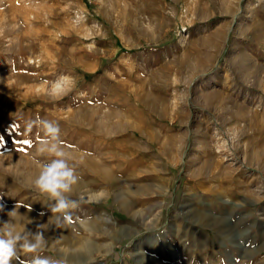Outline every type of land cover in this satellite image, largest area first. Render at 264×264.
<instances>
[{
    "label": "rangeland",
    "instance_id": "374dc122",
    "mask_svg": "<svg viewBox=\"0 0 264 264\" xmlns=\"http://www.w3.org/2000/svg\"><path fill=\"white\" fill-rule=\"evenodd\" d=\"M2 13L47 48L39 63L17 55L16 36L0 42V220L19 203L34 216L24 229L55 223V201L12 171L20 156L50 161L27 130L39 117L73 146L80 206L64 228L70 246L38 255L247 264L240 250L258 249L264 264V0H1Z\"/></svg>",
    "mask_w": 264,
    "mask_h": 264
},
{
    "label": "clouds",
    "instance_id": "9594fccd",
    "mask_svg": "<svg viewBox=\"0 0 264 264\" xmlns=\"http://www.w3.org/2000/svg\"><path fill=\"white\" fill-rule=\"evenodd\" d=\"M33 127L43 131L42 137L39 131L37 132L36 155L51 157L49 162L40 167L34 187L41 194H45L49 200L55 201L48 207L52 216L55 217V225L62 227L64 223L73 222V212L80 206V200L72 199L70 195L73 192V187L80 180L75 163H70L73 161V156L66 150L73 146L67 145L61 139L60 127L56 121L38 117L27 124L29 132ZM95 195L97 196L96 202H98L105 193L100 191ZM81 199L84 198L81 197ZM87 202H93L91 196L87 198ZM19 207L21 204L17 203L15 208L7 211V215L10 217L8 221L0 220V264H14L16 261H19V264H66L64 260L51 259L37 254L49 247L48 240L42 230V225H38L36 231L27 228L17 229L12 221L20 215ZM27 207L30 210V206ZM5 210V204L0 203V212ZM22 253L34 255L30 260H21ZM220 264H227V262L221 258Z\"/></svg>",
    "mask_w": 264,
    "mask_h": 264
},
{
    "label": "bare ground",
    "instance_id": "6f19581e",
    "mask_svg": "<svg viewBox=\"0 0 264 264\" xmlns=\"http://www.w3.org/2000/svg\"><path fill=\"white\" fill-rule=\"evenodd\" d=\"M1 1V0H0ZM22 1V0H21ZM30 0H28V2H29ZM3 2V1H2ZM18 3V2H17ZM31 3V2H30ZM34 3H36V2H34ZM25 4H27V2L25 1ZM29 5L27 4V7H28ZM35 6V5H34ZM33 6V7H34ZM15 7V6H14ZM27 7H23L24 9H23V12L25 11L26 13H23L24 14V16H25V20L26 21H28L27 23H30V24H35L34 23V19H35V17H36V14L35 13H32V12H30L31 11V9H33V8H31V7H29V8H27ZM31 8V9H30ZM14 10V9H13ZM28 10V11H27ZM30 10V11H29ZM34 10V9H33ZM14 12V11H13ZM18 12V11H17ZM35 12V11H34ZM37 12H38V10H37ZM9 14V13H8ZM13 14V18L11 17V18H9L8 17V15H6L5 13H2V14H0V42H2V41H4V37H11V36H16L17 37V42H16V47L18 48V50H17V55L18 56H20L21 58H26L27 56H29V54L32 52V54H33V57L31 56L30 57V60H34V61H36V59L38 60V62L39 63H43L44 62V60H45V58H46V56L43 54V51H46V45L42 42V41H40V38L39 37H36V35H31V36H25V35H23L22 33H19L20 31H19V29L17 28L16 29V22H17V20L18 19H16V17H17V15H15L14 16V13H12ZM26 14V15H25ZM31 14H33V16L31 15ZM40 15V14H39ZM38 15V16H39ZM46 15V14H45ZM24 16H22V17H24ZM32 16V17H31ZM40 17V16H39ZM18 18V17H17ZM9 19H11V21L9 20ZM23 19V18H22ZM14 21H15V23H14ZM19 21V20H18ZM24 22V21H23ZM36 22V21H35ZM20 25V24H19ZM21 26V25H20ZM23 27H24V25H23ZM262 27V26H261ZM24 29V28H23ZM29 29V28H28ZM61 30H63V29H61ZM13 33H15L14 35H12ZM40 33V32H39ZM38 35H40V34H38ZM37 35V36H38ZM221 36V35H220ZM257 36H259V35H257ZM219 37V36H218ZM14 39V38H13ZM12 40V39H11ZM262 40V39H261ZM40 41V42H39ZM48 46V45H47ZM14 55H15V53H14ZM19 58V57H18ZM20 58V59H21ZM24 65V64H23ZM19 66V65H18ZM21 66V65H20ZM31 65H28L27 67L26 66H24V68H29ZM20 69V68H19ZM18 80V79H17ZM25 80H27V79H25ZM30 80V79H29ZM23 81H24V79H23ZM21 82V81H20ZM66 83V82H65ZM37 85V84H36ZM41 85V84H40ZM38 86V85H37ZM42 87H41V89H43V90H46L45 89V86L44 85H41ZM33 87V86H32ZM36 90H37V88H36ZM27 91H29L28 89H27ZM29 93V92H28ZM27 94V93H26ZM30 95V94H29ZM39 95H41V94H39ZM42 95H44V92L42 93ZM58 96V95H57ZM232 100V99H231ZM31 101V100H30ZM157 110V109H156ZM86 111H88V110H86ZM73 114H75V113H72V115H71V117L73 116ZM79 115H81L80 113H79ZM79 115H77V116H79ZM108 115V114H107ZM72 118H74V116L72 117ZM83 118V117H82ZM80 119V118H79ZM102 119H103V117H102ZM77 120V119H76ZM99 120V119H98ZM102 122V121H101ZM134 124V123H133ZM117 126V125H116ZM111 127V126H110ZM135 127V126H134ZM137 127V126H136ZM114 128V127H113ZM112 128V129H113ZM116 128H119L118 126L116 127ZM122 128V127H121ZM124 128V127H123ZM109 132H110V130H108ZM107 131V132H108ZM124 130H122V132H123ZM112 133H114V132H112ZM119 133V132H118ZM115 134V133H114ZM174 140V137L173 136H171L170 138H169V141H173ZM177 140V139H176ZM168 145V144H167ZM166 145V146H167ZM163 145H161V147H162ZM163 148V147H162ZM169 148V147H168ZM167 148V149H168ZM166 148H164V154L166 153L165 151L167 150ZM166 157L168 156V154L167 155H165ZM21 157V156H20ZM18 158V161H19V163H18V166H17V168H15L14 170H12L13 171V175H14V177L15 178H18L19 179V181L21 182V183H25V184H29V183H31V181H35V179L38 177V175H39V172H40V167H41V165H38V166H35L36 164H34V163H36V162H34V163H32L33 161L32 160H30L29 158H27V156L25 157H23V158ZM169 160L170 161H173V160H171L170 159V157H169ZM15 161H17V160H15ZM32 161V162H31ZM97 168V167H96ZM99 168V167H98ZM211 168V167H210ZM11 171V172H12ZM200 171V170H199ZM202 171V170H201ZM216 171V170H215ZM103 172V171H102ZM105 173V172H104ZM201 173V172H200ZM213 173V172H212ZM102 176V175H101ZM32 184V183H31ZM76 186V185H75ZM73 187V190H75L76 189V187ZM87 196H89V195H87ZM93 196H94V194H93ZM96 199V198H95ZM237 207V206H236ZM18 212L20 213V215L15 219V220H13L12 222L16 225V227H17V229L18 230H22V229H24V222H26V221H24L25 220V218L27 219V220H30L29 218H31V216H29V213H27V211L24 209V208H22V207H19L18 208ZM186 214V213H185ZM196 214V213H195ZM197 215V214H196ZM33 217L34 216H32V218H31V220L33 219ZM37 218V217H36ZM104 218H106V220H110V216H104ZM191 219V218H190ZM50 220H52V219H50ZM53 221V220H52ZM51 221V222H52ZM30 222V225L32 224V222L31 221H29ZM24 223V224H23ZM50 223V222H49ZM212 223V222H211ZM28 224V223H27ZM214 224V223H213ZM64 225V227H62L59 231H56V233H55V235L52 237L53 238V240L51 241V236H52V234H53V231H55L56 230V225H55V223H51V226H50V228H49V231L47 232L46 230H44V234H45V237H46V239L48 240V244H49V247H50V249H51V247H58V246H62V247H59V249L61 250V249H63V248H65L66 246H70V244H68L69 243V236H68V234H66L65 232H64V228L66 227L65 225H66V223H64L63 224ZM68 226V225H67ZM28 229H31V226H28ZM69 229V228H68ZM53 230V231H52ZM101 230H105V229H101ZM70 231V230H69ZM48 237V238H47ZM91 242V241H90ZM74 245V244H73ZM110 245V244H109ZM108 245V246H109ZM89 246V245H88ZM86 247V246H85ZM92 247V246H91ZM97 248V247H96ZM110 248V247H109ZM58 249V248H57ZM69 249V248H68ZM94 249V248H93ZM87 250V249H86ZM97 250V249H96ZM67 251V250H66ZM111 251V250H110ZM251 251V254H253V253H258L259 252V250L257 249V251H253V250H250ZM58 252V251H57ZM74 252V251H73ZM78 252V251H77ZM82 252V251H81ZM106 252H107V250H106ZM59 253V252H58ZM86 253V252H85ZM255 253V254H256ZM79 254H81V253H79ZM60 255H61V253H60ZM59 255V256H60ZM90 255V254H89ZM92 255V254H91ZM62 256V255H61ZM60 256V257H61ZM62 257H66L67 259H70L71 257L70 256H68L67 255V253L65 252V254H63V256ZM61 257V258H62ZM74 258V257H73ZM65 259V258H64ZM74 260V259H73ZM75 261V260H74ZM81 261V260H80ZM81 263V262H80ZM83 263V262H82ZM14 264H19L17 261L16 262H14Z\"/></svg>",
    "mask_w": 264,
    "mask_h": 264
},
{
    "label": "crops",
    "instance_id": "0c3cea01",
    "mask_svg": "<svg viewBox=\"0 0 264 264\" xmlns=\"http://www.w3.org/2000/svg\"><path fill=\"white\" fill-rule=\"evenodd\" d=\"M255 246H253L251 249H255ZM249 254L245 255V251L244 250H240L239 252V260H243L245 262H247V264H260V256H259V252L258 253H253L251 254L250 252H248ZM241 254V255H240ZM235 257L232 256L231 259H234ZM226 259V258H225Z\"/></svg>",
    "mask_w": 264,
    "mask_h": 264
},
{
    "label": "snow or ice",
    "instance_id": "6c2138e0",
    "mask_svg": "<svg viewBox=\"0 0 264 264\" xmlns=\"http://www.w3.org/2000/svg\"><path fill=\"white\" fill-rule=\"evenodd\" d=\"M0 140H2V138H0ZM24 143H26V144H27V143H30V141H24Z\"/></svg>",
    "mask_w": 264,
    "mask_h": 264
}]
</instances>
